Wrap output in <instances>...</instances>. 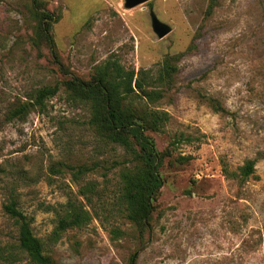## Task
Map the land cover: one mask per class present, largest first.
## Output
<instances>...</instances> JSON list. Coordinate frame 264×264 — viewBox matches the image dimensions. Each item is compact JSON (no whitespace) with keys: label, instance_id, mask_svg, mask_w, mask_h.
<instances>
[{"label":"rangeland","instance_id":"obj_1","mask_svg":"<svg viewBox=\"0 0 264 264\" xmlns=\"http://www.w3.org/2000/svg\"><path fill=\"white\" fill-rule=\"evenodd\" d=\"M40 1L59 14L51 32L60 66L31 45L33 0H0V264L27 263L17 224L2 209L10 198L51 264H264V0H216L211 11L210 0ZM150 11L171 28L162 38ZM109 55L153 76L166 57L175 69L154 103L169 119L147 132L170 154L142 228L116 200L128 156L94 131L87 109L62 86L41 109L8 119L36 89L66 72L88 79ZM213 98L224 111L213 109ZM249 159L254 173L240 180ZM79 166L89 171L73 175ZM87 180L105 189L108 210L95 206L97 216L54 239L57 214Z\"/></svg>","mask_w":264,"mask_h":264},{"label":"trees","instance_id":"obj_2","mask_svg":"<svg viewBox=\"0 0 264 264\" xmlns=\"http://www.w3.org/2000/svg\"><path fill=\"white\" fill-rule=\"evenodd\" d=\"M33 3L36 25L30 37L31 45L37 51L42 46L47 48L52 61L60 66L51 32L59 14L45 8L40 0H33ZM214 5L216 0H210L208 11ZM174 70L169 57L153 76L147 69L127 68L116 56L109 55L94 67L88 79L66 72L63 74L69 75L59 82L36 89L27 100L9 109L8 119L23 117L31 108L41 109L45 99L55 95L62 86L68 99L87 109L88 123L94 131L105 141L121 146L128 156V164H124L118 173L116 200L123 216L142 228L148 224L153 201L162 186L159 167L170 154L168 149L158 150L147 132L161 131L169 119L168 113L154 103L170 87ZM210 100L214 110H225L218 100ZM254 165V159L246 160L237 173L239 179L244 181L253 175ZM87 171L88 167L79 166L73 175L79 176ZM224 171L230 174L225 168ZM104 190L94 180L80 183L75 196L81 200L75 196L67 197L61 213L57 214L52 237L57 239L67 228L88 223L98 215L95 206L105 211ZM2 209L17 224L18 248L27 256L26 264H51L41 239L32 231L30 218L18 207L16 199L10 198ZM113 233L119 234L118 229ZM134 259L132 256V261Z\"/></svg>","mask_w":264,"mask_h":264},{"label":"water","instance_id":"obj_3","mask_svg":"<svg viewBox=\"0 0 264 264\" xmlns=\"http://www.w3.org/2000/svg\"><path fill=\"white\" fill-rule=\"evenodd\" d=\"M146 1L149 0H124L126 7H133L135 5H138ZM149 16H150L152 31L156 34L158 38H162L163 36H165L167 33L170 32L171 30L170 26L160 21L153 11H150Z\"/></svg>","mask_w":264,"mask_h":264}]
</instances>
